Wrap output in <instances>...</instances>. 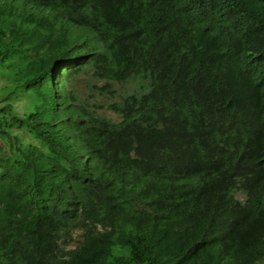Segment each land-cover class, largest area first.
Listing matches in <instances>:
<instances>
[{"label": "trees", "instance_id": "1", "mask_svg": "<svg viewBox=\"0 0 264 264\" xmlns=\"http://www.w3.org/2000/svg\"><path fill=\"white\" fill-rule=\"evenodd\" d=\"M0 2V264H260L264 0Z\"/></svg>", "mask_w": 264, "mask_h": 264}, {"label": "rangeland", "instance_id": "2", "mask_svg": "<svg viewBox=\"0 0 264 264\" xmlns=\"http://www.w3.org/2000/svg\"><path fill=\"white\" fill-rule=\"evenodd\" d=\"M7 2V1H6ZM13 7V9H11ZM6 8V10L11 11L12 15L16 14H22L25 12L21 8L20 4H14L13 6L9 4H5L4 2H0V12ZM3 17L7 16H0V21ZM9 42H4V44H7ZM85 78H89L90 84L89 86H85L82 82L80 84V89H81V97L82 100L85 101V103H88L90 107H93V104H96L97 107L95 108L97 110L98 114L104 115L108 118H111L112 120H117V118L114 116V114L106 109V105L111 104L115 101H119L120 96L125 95L127 93L131 94L135 91L137 88L138 81H131L127 84H116L114 85L112 90H115V93L113 92L112 94H105L104 96H100L96 91H92L91 87L97 83L92 76V71L84 75ZM143 84H147L146 82H143ZM5 85H7V80L3 79L0 77V93H3L5 90ZM100 101V104L99 102ZM13 106L15 107V113L22 115L24 113L23 105L24 101L23 100H14L11 102ZM101 106V107H100ZM3 147V145L1 146ZM238 199L242 200V196H238ZM79 232H75L73 235V241L70 244L69 248H74L77 245V241L79 239ZM260 264H264V259L260 262Z\"/></svg>", "mask_w": 264, "mask_h": 264}]
</instances>
